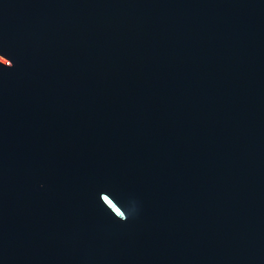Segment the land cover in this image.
Wrapping results in <instances>:
<instances>
[{"label":"water","instance_id":"95a60500","mask_svg":"<svg viewBox=\"0 0 264 264\" xmlns=\"http://www.w3.org/2000/svg\"><path fill=\"white\" fill-rule=\"evenodd\" d=\"M0 264H264V0H0Z\"/></svg>","mask_w":264,"mask_h":264}]
</instances>
